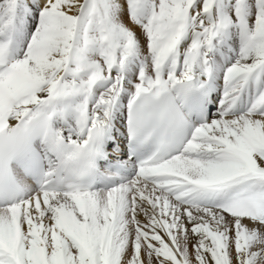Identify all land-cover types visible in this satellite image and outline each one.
<instances>
[{"label":"snow or ice","instance_id":"1","mask_svg":"<svg viewBox=\"0 0 264 264\" xmlns=\"http://www.w3.org/2000/svg\"><path fill=\"white\" fill-rule=\"evenodd\" d=\"M0 264H264V0H0Z\"/></svg>","mask_w":264,"mask_h":264}]
</instances>
